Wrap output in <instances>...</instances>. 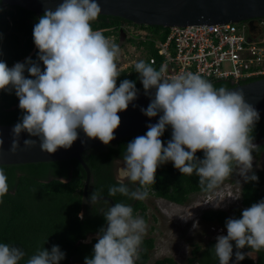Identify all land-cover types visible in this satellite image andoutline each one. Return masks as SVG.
Masks as SVG:
<instances>
[{"label": "clouds", "instance_id": "9594fccd", "mask_svg": "<svg viewBox=\"0 0 264 264\" xmlns=\"http://www.w3.org/2000/svg\"><path fill=\"white\" fill-rule=\"evenodd\" d=\"M101 12L97 0H62L54 10L45 8L33 27L37 59L27 57L11 67L0 60V90H14L23 110L11 129L10 151L15 153L20 147L22 132L36 137L40 149L48 154L58 148L69 149L78 139L79 130L85 133L80 137L82 144L87 138H99L108 145L121 123L117 113L126 110L139 92L134 80L123 79L117 86V78L121 71L134 68L145 95L151 98L140 110L147 117L159 114V119L148 124L144 135L127 143L109 196L119 193L130 200L147 199L150 186L156 183L157 167L169 161L183 175L195 173L206 192L217 189L234 172L245 183L258 181L253 171V151L259 147L251 134L260 113L245 99L244 92L216 88L198 72L167 76L166 64L157 70L136 58L137 46L126 37L125 28L146 34L147 25L118 22L116 43L108 38L112 24L95 29L91 26ZM137 42L139 46L143 41ZM120 52H129V62L121 67ZM134 59L138 61L131 63ZM242 81L229 82L236 85ZM168 126L172 133L165 146L161 137ZM37 139H24L23 144L33 146ZM3 143L0 137V146ZM198 150H203L202 159L196 156ZM8 193V177L0 167V203ZM90 202L101 206L107 227L99 229L93 254L84 258V264H136L148 229L145 220L133 215L131 204L117 202L110 206L98 191L91 193ZM101 202L108 207L104 209ZM214 207H220V202ZM78 215L83 219V213ZM225 227L227 234L218 235L213 247L218 264H229L233 241L236 251L232 264H239L245 257L255 260L256 254L264 251V198L244 209L240 218H227ZM246 246L249 251H241ZM24 256L21 247L0 243V264H19ZM65 258L66 253L54 244L51 250L37 249L26 264H60Z\"/></svg>", "mask_w": 264, "mask_h": 264}, {"label": "trees", "instance_id": "16d2710c", "mask_svg": "<svg viewBox=\"0 0 264 264\" xmlns=\"http://www.w3.org/2000/svg\"><path fill=\"white\" fill-rule=\"evenodd\" d=\"M43 14H37L17 5L2 4L0 1V60L9 67L16 62H24L27 57L34 61L37 59L38 49L33 40V27L38 18ZM108 18L110 20H108ZM117 21L128 22L117 16L102 15L91 22L93 29L106 26ZM109 22V23H108ZM155 30L167 28L152 26ZM41 68L45 67L40 62ZM156 69V66H153ZM26 76L30 74L25 72ZM139 73L134 68L130 72L121 71L117 78V86L123 79L136 82V87L143 89L138 79ZM259 78V77H258ZM255 78L242 81L247 82ZM214 87H230L228 80L210 81ZM19 98L15 91L0 90V124H16L23 115L19 108ZM148 128L136 132L128 137L93 147L81 153V158L90 170V181L87 186V194L90 197L94 191L110 197L114 204L123 202L131 204L133 215L147 219V206L143 201L130 200L117 194L115 197L108 195L110 186L116 184L117 168L128 142L135 137L144 135ZM171 127L161 137L165 146L171 139ZM258 143L257 151H253V157L258 158L264 153V116L256 123L251 134ZM198 158H203V150L196 153ZM8 177L9 193L3 197L0 203V243H7L21 247L25 256L19 264L26 261L43 247L51 250L52 245H59L66 253V258L60 264H84V258L92 256L93 245L96 237L84 241L89 235L97 234L99 229L107 223L101 206H94L83 195L86 171L75 158L46 162H30L21 164H0ZM259 177L258 181L243 183L240 194V202L243 207H250L264 198V165L259 170H254ZM199 178L193 173L191 176L183 175L173 166L171 161L160 165L156 170V183L149 188V196L165 199L167 201L184 204L192 194L206 192L198 183ZM111 206V204L108 202ZM104 209L107 204L101 202ZM83 213V219L79 218ZM242 210H233L234 218H240ZM201 218L208 222H216L225 226L227 211L223 209H207L201 214ZM216 241L210 239L204 244H193L186 264H218L213 247ZM233 257L235 259V242H232ZM154 247L153 237H144L140 250V258L136 264H146L150 250ZM241 251H249L246 246ZM152 264H174L170 257L158 258ZM239 264H264V251L256 254V259L245 257Z\"/></svg>", "mask_w": 264, "mask_h": 264}, {"label": "water", "instance_id": "95a60500", "mask_svg": "<svg viewBox=\"0 0 264 264\" xmlns=\"http://www.w3.org/2000/svg\"><path fill=\"white\" fill-rule=\"evenodd\" d=\"M2 4L17 5L37 14H43L45 8L55 9L62 0H0ZM101 6L102 15L117 16L131 23L147 26H185V25H210L224 24V22L246 21L250 34L260 31L258 19L264 17V0H97ZM123 35V32H121ZM229 89H240L244 92L245 99L251 103L264 116V77L239 83ZM150 97L145 95L144 89L139 90L137 99L129 104L128 108L117 114L121 123L114 130V139L110 143L128 137L136 132L148 128V124L156 123V117H147L140 108H146ZM133 104L137 105L133 107ZM14 124H0V137L4 143L0 146V164H21L30 162H46L62 159H77L86 171L83 186L84 198L90 201L87 186L90 181V170L81 158V153L93 147L104 145L99 138H87L86 143H81L80 137L85 133L79 130V137L69 149L58 148L55 153L48 154L39 147V140L30 137L27 132L21 133L20 147L15 153L10 151L11 129ZM37 139L33 146H25L23 140ZM111 206L114 202L110 197L102 195ZM107 227V223L104 226ZM97 234L89 235V241Z\"/></svg>", "mask_w": 264, "mask_h": 264}, {"label": "built area", "instance_id": "2783aa9c", "mask_svg": "<svg viewBox=\"0 0 264 264\" xmlns=\"http://www.w3.org/2000/svg\"><path fill=\"white\" fill-rule=\"evenodd\" d=\"M259 26L256 35L249 33L246 22L170 26L159 31L158 37L152 32L140 34L132 28L125 31L137 46L138 54L134 56L157 70L166 64L169 77L191 71L209 81L228 80L235 84L264 76V18L259 19ZM138 40L149 42V46H138Z\"/></svg>", "mask_w": 264, "mask_h": 264}, {"label": "rangeland", "instance_id": "374dc122", "mask_svg": "<svg viewBox=\"0 0 264 264\" xmlns=\"http://www.w3.org/2000/svg\"><path fill=\"white\" fill-rule=\"evenodd\" d=\"M144 29L158 37L153 27L146 26ZM142 44L149 46L147 41ZM122 48L120 46V50ZM128 60L127 54L123 55L120 52L119 67L127 64ZM263 163L264 155L253 159V171L260 169ZM243 183V178L238 172H234L214 191L192 194L184 204H176L154 196L145 199L147 206L145 222L148 229L144 237L154 238V247L150 250L146 264H152L154 260L163 257H170L174 264H186L193 244H204L210 239L216 241L218 235L226 234L225 226L205 221L201 214L207 209H223L229 215L235 208L242 207L240 197H236L240 196ZM215 202H220V207H214Z\"/></svg>", "mask_w": 264, "mask_h": 264}, {"label": "flooded vegetation", "instance_id": "af4514ba", "mask_svg": "<svg viewBox=\"0 0 264 264\" xmlns=\"http://www.w3.org/2000/svg\"><path fill=\"white\" fill-rule=\"evenodd\" d=\"M108 20H110L109 18H108ZM118 22H120V21H117V22H114V23H112V26H111V29H110V35L108 36V37H110V39L112 40V41H114V42H116V40H117V38H118V34H117V32H116V26H117V23ZM117 43V42H116ZM260 142H262L261 140L259 141V140H257V141H255L254 143L257 145L258 143H260ZM262 155H264V153H261L260 154V156H262ZM254 159H256V157H254ZM263 165H264V163H263ZM263 165L261 166V168L263 167ZM260 168V169H261ZM257 170H259V169H257ZM243 185V184H242ZM242 187V186H241ZM237 208H239V207H237ZM240 209L243 211L244 209H246V207H240ZM233 216V211L229 214V217H232ZM226 234H227V230H226ZM235 260V259H234Z\"/></svg>", "mask_w": 264, "mask_h": 264}, {"label": "bare ground", "instance_id": "6f19581e", "mask_svg": "<svg viewBox=\"0 0 264 264\" xmlns=\"http://www.w3.org/2000/svg\"><path fill=\"white\" fill-rule=\"evenodd\" d=\"M87 201H88V200H87ZM88 202H90V201H88ZM224 235H226V234H224ZM86 239H87V238H86ZM86 239H85V240H86ZM85 240H84V241H85ZM90 240H91V239H90Z\"/></svg>", "mask_w": 264, "mask_h": 264}]
</instances>
